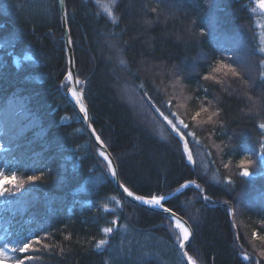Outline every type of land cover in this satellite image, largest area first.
<instances>
[{"label":"trees","instance_id":"trees-1","mask_svg":"<svg viewBox=\"0 0 264 264\" xmlns=\"http://www.w3.org/2000/svg\"><path fill=\"white\" fill-rule=\"evenodd\" d=\"M64 2L89 121L120 183L150 198L193 182L163 202L190 226L187 254L264 264V42L252 0ZM66 72L55 0H0V173L21 182L0 196V239L32 244L11 263L183 264L171 221L113 186L65 97Z\"/></svg>","mask_w":264,"mask_h":264},{"label":"snow or ice","instance_id":"snow-or-ice-1","mask_svg":"<svg viewBox=\"0 0 264 264\" xmlns=\"http://www.w3.org/2000/svg\"><path fill=\"white\" fill-rule=\"evenodd\" d=\"M259 7L261 9H264V0H261ZM222 68H227V65H221ZM231 70V69H229ZM69 79L72 78V74L70 73L68 76ZM72 95L74 97H76V92H72ZM77 102L80 103L81 101L79 99H77ZM81 111H85L83 107H81ZM197 115H199V113H197ZM85 119H87V113H85ZM264 127V126H262ZM100 138L97 137V140H99ZM100 156H102L105 160H109V157L105 155V153L103 151L100 152ZM244 161H241L240 164L238 165V167L243 168L244 167ZM112 164L111 162H109L108 164V168L112 169ZM241 175L243 177H248L250 175V172L248 170H244L242 171ZM112 177L115 178L116 177V173L115 171L112 172ZM41 180V176L38 175H31L28 177V181L29 182H36V181H40ZM7 185H13L16 187H20L21 186V182L17 180V177L15 175L12 176H7V175H3L2 173H0V196L4 195L5 191H6V186ZM123 187V186H121ZM123 191L127 194L128 197H132L134 198L135 201L147 205L153 209H156L164 214H166L167 219H169V221H171L174 225V228L176 230H178V239H179V247L181 249L185 248L186 242L189 241V238L191 236V230L189 225L184 222L182 219H179L176 217V213L168 208L164 206L165 202V197L163 196H152L150 199H146L143 196L140 195H134V193L132 191H129L128 188H123ZM205 199H207L205 197ZM105 233H110L112 231L111 228H105L104 229ZM33 243L39 244L40 241L36 240ZM101 245H103L105 243V241L101 240L99 242ZM32 247L31 243H25L21 248H20V252L22 253H27ZM185 256H187V260H188V264H195V261L193 260V258L191 256H188L187 253H185ZM0 257H3V253H0ZM15 264H25V262L23 260H17L15 261Z\"/></svg>","mask_w":264,"mask_h":264},{"label":"water","instance_id":"water-1","mask_svg":"<svg viewBox=\"0 0 264 264\" xmlns=\"http://www.w3.org/2000/svg\"><path fill=\"white\" fill-rule=\"evenodd\" d=\"M57 4H58V14H59V19H60V24H61V32H62V37H63V40H64L65 51H66L67 75L69 76L70 73L72 74V78L71 79L68 78V82L69 83H68V88H67L66 93H65L67 99H69L68 92H70V91L71 92H76V95L79 96L80 101H81V105H82V107L85 110L84 114L81 112L80 108L76 104H74L70 99L69 100L74 105V107L76 108V110H77V112L79 114V117H80V119L82 121L83 126L85 127L87 133L91 137V139L94 142V144L96 145V147L100 151H103L105 153V155L109 157V160H106V161L108 162V164H109V162H111V164L113 166L112 169H110V179H111L112 183L114 184L115 188L118 190V192L123 197H125L126 199L131 201L132 203H135V204H137V205H139L141 207L147 208V209H151V210H153L155 212L162 213V212H160V211H158L156 209H153V208H151V207H149L147 205H144V204H141V203L135 201L134 198H132V197H128L127 196V194L123 191L124 187H121L122 185L119 182V179H118V176H117L116 166H115V163H114L111 155L109 154V152L105 148L104 144L100 140H97V136L93 132L92 127L89 124L88 118L87 119L84 118L85 117V113H87V110H86V107H85V104H84L82 91L78 88V82H77V79H76V76H75L74 59H73V54H72L71 42H70L69 35H68V32H67L66 19H65L66 17H65V10H64L63 0H57ZM87 117H88V114H87ZM160 118L163 121L162 117H160ZM181 142L183 144V147H184L187 155L190 158V152H189V150L187 148V144H186L185 139L183 137H181ZM113 171H115V173H116V177L115 178L112 177V172ZM187 243L188 242H186V245H185L184 249H181L179 247V245H178V249H179V251L181 253V256H182L185 264H188L187 256H185V253H186L185 249H186Z\"/></svg>","mask_w":264,"mask_h":264},{"label":"bare ground","instance_id":"bare-ground-1","mask_svg":"<svg viewBox=\"0 0 264 264\" xmlns=\"http://www.w3.org/2000/svg\"><path fill=\"white\" fill-rule=\"evenodd\" d=\"M55 2H56V5H57V10H58V4H57V0H55ZM63 4H64V10H65V2H64V0H63ZM65 17H66V11H65ZM58 19H59V14H58ZM66 19V18H65ZM66 26H67V32H68V35H69V31H68V25H67V20H66ZM59 27H60V34H61V39L63 40V37H62V32H61V24H60V19H59ZM69 39H70V36H69ZM71 42V41H70ZM63 44H64V40H63ZM72 48V47H71ZM64 52H65V60H66V51H65V45H64ZM76 79H77V77H76ZM78 80V79H77ZM81 90V89H80ZM82 91V90H81ZM82 94H83V92H82ZM66 96V95H65ZM68 97H69V99L74 103V104H76L79 108H80V110H81V107H82V105H81V102L80 103H78L77 102V99H79L80 100V98H79V96H77L76 95V97H74L73 95H72V92L70 91V92H68ZM84 100V99H83ZM84 104H85V102H84ZM85 107H86V104H85ZM153 108H154V112H155V114L157 115V117L160 119V121H161V123H162V125L165 127V129H166V132L167 133H171V134H175V130L173 129V127L165 120V118L162 116V114L158 111V109L157 108H155L154 106H153ZM86 110H87V107H86ZM82 112V111H81ZM78 113V112H77ZM83 114H84V111L82 112ZM87 114H88V110H87ZM79 115V114H78ZM160 117H162V119H163V122H162V120H161V118ZM88 121H89V114H88ZM89 124H90V121H89ZM91 125V124H90ZM156 128H157V130L159 131V132H161V133H163V132H165V129H163L159 124H157L156 125ZM93 130V129H92ZM89 136V135H88ZM184 138V137H183ZM180 140H181V136H180ZM101 141V140H100ZM102 142V141H101ZM186 142V141H185ZM263 142H264V139H263ZM187 144V143H186ZM182 146H183V144H182ZM184 148V147H183ZM187 148H188V146H187ZM188 150H189V148H188ZM184 151H185V149H184ZM189 152H190V150H189ZM185 153H186V151H185ZM186 155H187V153H186ZM263 155H264V149H263ZM187 157L189 158V156L187 155ZM113 159V158H112ZM189 161L193 164V161H192V158H191V154H190V158H189ZM110 173V172H109ZM118 176V175H117ZM119 179V178H118ZM111 180V179H110ZM112 182V181H111ZM120 182V181H119ZM113 184V183H112ZM122 185V184H121ZM190 185H192V186H194L195 188H197L198 189V186L197 185H195L193 182H191V181H186L181 187H179L178 189H176V190H174V191H172L171 193H168V194H166V195H159V196H163V197H165V200L166 199H168V198H170L173 194H175V193H178L179 192V190L181 189V188H183V187H185V186H190ZM113 186H114V184H113ZM123 186V185H122ZM115 187V186H114ZM124 187V186H123ZM125 188V187H124ZM116 189V188H115ZM117 190V189H116ZM117 192H118V190H117ZM119 193V192H118ZM120 194V193H119ZM135 195V194H134ZM120 196L123 198V199H125V200H127L128 202H131V201H129L128 199H126L125 197H123L121 194H120ZM159 196H157V197H159ZM144 198H146V197H144ZM151 198V197H150ZM150 198H146V199H150ZM132 203V202H131ZM134 205H136V206H139V205H137V204H135V203H133ZM165 206V205H164ZM139 207H141V206H139ZM166 207V206H165ZM142 208H144V207H142ZM144 209H147V208H144ZM147 210H150V211H153V210H151V209H147ZM176 213V212H175ZM161 214H163V213H161ZM165 217H166V214H163ZM176 217L177 218H179V219H182L183 221H185L184 220V218L182 217V216H180V215H178L177 213H176ZM186 222V221H185ZM187 223V222H186ZM188 224V223H187ZM171 225L173 226V224H172V222H171ZM232 226H233V229H234V235H235V239H236V241H237V231H236V229H235V225H234V222H233V220H232ZM190 227V226H189ZM191 230V229H190ZM190 240H191V237H190V239H189V241H188V243H187V245L189 244V242H190ZM178 245H179V242L177 243V249H178ZM237 245H238V247L239 248H241V245L239 244V242L237 241ZM186 248H187V246H186ZM178 251H179V249H178ZM185 252H186V249H185ZM179 253H180V251H179ZM181 254V253H180ZM244 256H246V255H244ZM181 259H182V261H183V264H185V262H184V260H183V258H182V256H181ZM257 260V259H256ZM196 264V263H195Z\"/></svg>","mask_w":264,"mask_h":264},{"label":"rangeland","instance_id":"rangeland-1","mask_svg":"<svg viewBox=\"0 0 264 264\" xmlns=\"http://www.w3.org/2000/svg\"><path fill=\"white\" fill-rule=\"evenodd\" d=\"M252 2L254 3V13L255 14V17H257L259 19V17L261 19L260 22H259V37L261 39V41L264 42V9H261L259 7V4L261 2V0H252ZM262 14V15H261ZM260 15V16H259ZM73 54V53H72ZM75 66V64H74ZM67 67V66H66ZM76 76V74H75ZM66 81H67V84L69 83L68 82V75H67V72H66ZM78 82V88L81 89L79 87V80H77ZM67 88H68V85H67ZM67 90V89H66ZM66 93V92H65ZM66 97V96H65ZM67 98V97H66ZM69 102L70 100L67 99ZM71 103V102H70ZM72 104V103H71ZM72 106L74 107V105L72 104ZM75 108V107H74ZM76 109V108H75ZM77 111V110H76ZM81 121V119H80ZM163 122V121H162ZM81 124H82V121H81ZM83 126V124H82ZM92 127V126H91ZM83 128L85 129V127L83 126ZM93 129V128H92ZM86 131V129H85ZM87 132V131H86ZM94 132V130H93ZM95 133V132H94ZM88 134V133H87ZM89 135V134H88ZM95 135L97 136V134L95 133ZM90 137V136H89ZM98 137V136H97ZM91 139V137H90ZM100 140V139H99ZM92 141V139H91ZM93 145L95 146L96 150L98 151L99 155H100V150L96 147V145L94 144V142L92 141ZM103 143V142H102ZM105 146V145H104ZM106 148V147H105ZM107 149V148H106ZM108 151V150H107ZM110 154V153H109ZM112 157V156H111ZM101 158L106 162V164L108 165V162L101 156ZM109 172H110V169H109ZM38 240V239H37ZM25 243H30V240L29 239H25V240H22V241H11L9 243H6L4 242L3 240L0 239V253H3V257H0V264H14V263H11L12 259H13V254H14V251H17V250H20V248L25 244ZM187 253V252H186ZM188 255V254H187ZM189 256V255H188Z\"/></svg>","mask_w":264,"mask_h":264}]
</instances>
